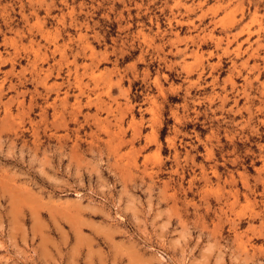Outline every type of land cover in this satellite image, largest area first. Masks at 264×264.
Instances as JSON below:
<instances>
[{"label":"rangeland","instance_id":"obj_1","mask_svg":"<svg viewBox=\"0 0 264 264\" xmlns=\"http://www.w3.org/2000/svg\"><path fill=\"white\" fill-rule=\"evenodd\" d=\"M0 264H264V0H0Z\"/></svg>","mask_w":264,"mask_h":264}]
</instances>
